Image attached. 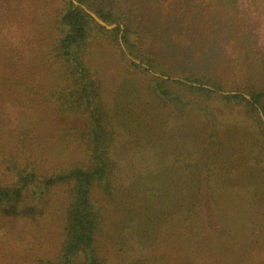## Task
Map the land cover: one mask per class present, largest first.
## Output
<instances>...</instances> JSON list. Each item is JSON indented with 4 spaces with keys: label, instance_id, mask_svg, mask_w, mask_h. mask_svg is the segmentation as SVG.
Wrapping results in <instances>:
<instances>
[{
    "label": "rangeland",
    "instance_id": "obj_1",
    "mask_svg": "<svg viewBox=\"0 0 264 264\" xmlns=\"http://www.w3.org/2000/svg\"><path fill=\"white\" fill-rule=\"evenodd\" d=\"M124 1L134 7L151 45L165 52L175 66H200L239 87L264 85V57L251 45L249 34L236 33V27L249 30L251 24L245 9L233 0ZM56 7L57 0H0V184L9 183L10 162L46 176L87 161L81 133L86 119L61 110L53 100L64 82L59 65L45 59L42 49L57 34ZM221 23L228 25L224 33L213 32L214 39L210 33L204 36L202 29ZM16 42H22V52ZM87 63L102 83L115 130L113 197L94 194L103 215L101 257L109 264H181L179 237L186 222L176 205L186 204L179 201L189 197L204 170L213 171V160L221 151L233 156L234 187L228 196L237 213L231 222L236 228L237 218L243 216L241 199L249 198L264 182V155L257 150L255 128L242 111L214 106L222 146L210 144L211 122L197 112L181 116L159 107L148 81L126 71L113 43L93 39ZM253 159L260 160L259 167ZM203 191L202 186L191 193L203 198ZM66 203V191H55L45 211L47 219L34 222L36 231L22 235L15 229L0 230V264H32L40 255L58 257ZM205 203V217L214 226L213 212L206 199ZM226 261L219 256L215 263Z\"/></svg>",
    "mask_w": 264,
    "mask_h": 264
},
{
    "label": "trees",
    "instance_id": "obj_2",
    "mask_svg": "<svg viewBox=\"0 0 264 264\" xmlns=\"http://www.w3.org/2000/svg\"><path fill=\"white\" fill-rule=\"evenodd\" d=\"M57 1L54 12L57 34L42 49L45 59L59 65L64 82L53 100L61 110L86 119L81 133L88 151L87 161L46 176L30 166L21 168L10 162L13 174L11 178L8 174L9 183L0 184V230L15 229L22 235L25 231H36L34 222L39 218L47 219L45 211L53 192L65 190L64 241L59 255L56 258L40 255L32 264H109L99 253L103 215L94 194L101 193L110 200L113 197L116 162L111 151L115 130L103 100L102 83L92 65L87 63L93 39H103L119 48L126 71L148 81L149 91L159 107L181 116L197 112L207 118L213 129L208 136L210 144H220L214 106L223 105L242 111L255 128L256 148L264 155V85L255 83L239 87L230 84L222 75L200 70V66L199 70L175 66L165 52L151 45L149 33L134 7L124 0ZM233 1L245 9L251 24L249 30L236 27V33L245 37L249 34L251 45L264 57V0ZM240 22L238 19L236 25ZM7 24L2 22V26ZM108 26L115 27L108 29ZM226 28L227 23H221L219 27H205L202 31L205 37L210 33L214 39L213 32L222 34ZM15 45L22 52V42ZM198 47L200 45L192 46L190 52L194 53ZM216 154L213 171L204 170L197 185L188 191L189 197L179 201L186 204L176 205L181 208L180 216L186 222L185 232L179 237L183 249L179 262L216 264L217 257L222 256L229 261L226 264H264V182L249 198L241 199L245 202L240 206L243 216L237 218L238 225L233 227L231 222L235 223V218L232 217L237 213L228 196L234 187L230 181L234 173L233 156H225L222 151ZM253 161L259 167L260 160ZM202 186L203 198L191 193L194 189L201 191ZM205 199L213 212L214 226L205 217Z\"/></svg>",
    "mask_w": 264,
    "mask_h": 264
}]
</instances>
